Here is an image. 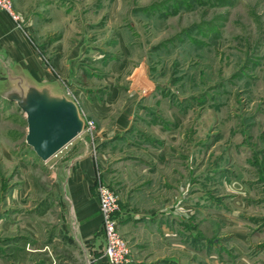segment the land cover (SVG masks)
<instances>
[{
	"label": "rangeland",
	"instance_id": "374dc122",
	"mask_svg": "<svg viewBox=\"0 0 264 264\" xmlns=\"http://www.w3.org/2000/svg\"><path fill=\"white\" fill-rule=\"evenodd\" d=\"M29 2L21 22L32 19L27 30L46 60L64 36L70 43L82 36L86 50L103 53L91 60L103 65L102 89L108 64L129 54L144 92L130 127L106 147L86 118L93 127L86 130V122L85 137L46 159L26 143L25 114L0 102V264L4 243L14 245L25 223L39 229L53 264L80 259L77 224L60 193L72 164L86 154L96 157V192L103 183L134 206L171 198L181 209L180 232L171 219L164 239L156 235L152 246L142 240L134 264H264V0ZM63 89L78 103L75 87ZM157 174L165 177L152 185ZM155 189L163 193L153 203L145 192ZM56 239L58 247L51 246Z\"/></svg>",
	"mask_w": 264,
	"mask_h": 264
},
{
	"label": "crops",
	"instance_id": "0c3cea01",
	"mask_svg": "<svg viewBox=\"0 0 264 264\" xmlns=\"http://www.w3.org/2000/svg\"><path fill=\"white\" fill-rule=\"evenodd\" d=\"M29 3V0H13L14 7L21 15L23 8ZM31 20L28 17L24 21V23L27 22L25 25L16 26L11 17L0 10V102H10L26 116V113L18 106L17 99L31 95L35 100H40L43 93L54 98L65 97L76 105L78 116L82 121L81 132L67 145L86 135V118H90L94 121V131L98 136L100 148L106 147L108 141L126 132L131 125L136 102L144 92L143 86L136 85L142 75L139 72L140 67L131 62L129 54L122 56L120 61L114 59L106 68L108 77L105 76L101 82L107 88L102 89L97 72L103 65L96 66L92 63L93 59H100L97 57L103 55L102 51L101 54L98 52V55H93L85 48L88 39L80 36L77 41L70 43V38L66 35L60 40V48H55V52L53 54L51 52L50 60H46L37 48L38 37H31L30 31L27 30V27L33 29ZM68 85L76 88L78 103L64 93L63 88ZM79 143L83 145L84 151L88 149L89 145L84 138H81ZM76 147L79 150L81 146L77 145L74 148ZM101 150L99 162L104 164L102 159L106 151ZM143 151L148 155L153 152L150 154L152 157L160 156L153 148L146 147ZM77 158L62 181L63 193H60V198L64 202V209L69 210L77 224V243L81 250V257L65 264H108L103 254L105 239L96 192V157L86 154L79 155ZM138 176L139 174L136 177ZM160 177L164 179L165 174H157L150 181L151 184H157V179ZM145 193V198L154 203L155 199L162 197L163 191L155 189ZM118 198V228L132 246L134 253L130 254V258L134 262L131 264H134L136 260L140 261L139 248L143 239L147 246H152L156 242V235L157 238L163 239L167 236L166 227L168 229L171 227V219L174 230L180 232L177 227L181 226L182 216H179L181 209L180 207L178 208L180 210L173 209L176 208V204L171 203V198L147 208L134 206L132 200V202L130 200L125 202L121 196ZM174 210L178 216L171 214ZM156 215L159 217V221L156 222L158 228H154L153 224L155 222L153 218ZM20 225L22 224H19V227ZM22 230V237H19L14 245L4 243L3 264H29L30 259L31 264H41L42 261L53 264L55 261L52 252L50 254L44 252L45 244L39 238V229L33 224L25 223ZM58 241V239L52 241L51 246L58 247ZM162 245L164 246V241ZM196 245L195 243V247Z\"/></svg>",
	"mask_w": 264,
	"mask_h": 264
},
{
	"label": "water",
	"instance_id": "95a60500",
	"mask_svg": "<svg viewBox=\"0 0 264 264\" xmlns=\"http://www.w3.org/2000/svg\"><path fill=\"white\" fill-rule=\"evenodd\" d=\"M17 102L27 117L26 143L42 159L58 152L81 132L77 107L65 97L43 93L40 100L27 95Z\"/></svg>",
	"mask_w": 264,
	"mask_h": 264
},
{
	"label": "built area",
	"instance_id": "2783aa9c",
	"mask_svg": "<svg viewBox=\"0 0 264 264\" xmlns=\"http://www.w3.org/2000/svg\"><path fill=\"white\" fill-rule=\"evenodd\" d=\"M0 10L6 12L15 22L21 26L22 18L13 8L11 0H0ZM93 127V122H87L86 130ZM98 209L102 219L104 233V257L108 264H128L130 261V247L128 241L118 228L119 198L118 195L106 184L101 183L97 187Z\"/></svg>",
	"mask_w": 264,
	"mask_h": 264
}]
</instances>
